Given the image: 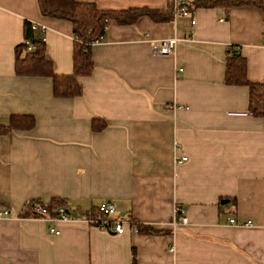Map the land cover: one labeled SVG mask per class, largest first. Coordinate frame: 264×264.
Listing matches in <instances>:
<instances>
[{
    "label": "crops",
    "instance_id": "0c3cea01",
    "mask_svg": "<svg viewBox=\"0 0 264 264\" xmlns=\"http://www.w3.org/2000/svg\"><path fill=\"white\" fill-rule=\"evenodd\" d=\"M75 1L170 19L108 20L90 73L77 77L80 94L56 97L49 77L15 75L14 49L25 22L42 26L52 72L70 75L71 24L41 16L36 0H0V126L33 120L0 132V264H131L132 254L134 264H264L262 120L248 112L245 86L223 82L228 45L248 81L264 80V0L189 8L192 41L188 17H174L168 0ZM172 37V55L150 51ZM51 199L66 202L72 222L48 232L22 213ZM104 202L138 231L88 224L84 215ZM176 206L187 223L172 227Z\"/></svg>",
    "mask_w": 264,
    "mask_h": 264
},
{
    "label": "trees",
    "instance_id": "16d2710c",
    "mask_svg": "<svg viewBox=\"0 0 264 264\" xmlns=\"http://www.w3.org/2000/svg\"><path fill=\"white\" fill-rule=\"evenodd\" d=\"M39 14L43 17L69 22L72 26V73L70 75H55L51 63L44 53V42L37 31L30 29V23H24V37L14 49V73L17 76H47L51 79L52 94L59 97H73L81 92L78 76H86L92 69L90 57L91 43L102 38L108 20L117 24H129L140 16H147L154 21L169 20L170 12L148 9L129 8L122 10L98 9L93 3L77 2L75 0H36ZM260 0H191L188 8H210L238 6L256 3ZM263 1V0H262ZM31 49H27V44ZM223 82L227 85H243L247 88V108L252 116L262 120L264 129V80L259 83L250 82L245 77L244 59L236 46L228 45L224 58ZM33 120L29 116H11L7 125L0 126V132L10 129H29ZM42 204L50 214H55L54 208L62 206L67 209L66 202L61 199H51L49 203L30 201L25 207L23 216L32 217L35 213L32 206ZM85 218L99 219L102 215L97 206L90 209ZM136 224V223H135ZM137 227V224H136ZM140 229V228H139ZM146 233H155L151 227H143ZM138 231V229H137ZM131 264H134L132 254Z\"/></svg>",
    "mask_w": 264,
    "mask_h": 264
},
{
    "label": "built area",
    "instance_id": "2783aa9c",
    "mask_svg": "<svg viewBox=\"0 0 264 264\" xmlns=\"http://www.w3.org/2000/svg\"><path fill=\"white\" fill-rule=\"evenodd\" d=\"M172 6V15L174 17H188V41L193 40V27L195 24L194 19L189 16L190 10L188 8V3L186 0H168ZM221 20V19H220ZM30 29L37 31L39 33V37L42 41H44V28L42 26L35 25L30 23ZM102 38L95 40L91 43L99 42ZM262 42L264 44V33L262 37ZM27 44V42H24ZM176 39L175 38H166V39H159L150 42V51L153 54L159 56H169L172 55L175 51ZM27 49H31V45L27 44ZM249 112V111H248ZM185 156H181L179 159H175V161H182L185 160ZM31 210L35 213L32 217L42 219L43 221L48 223V232H53L54 227L51 224L57 223H68L72 222V219L69 216L67 209L63 208L62 206H57L54 208L55 214H50L47 209L42 204H36L32 206ZM98 212L101 213V217L98 219L86 218L85 221L98 228L108 229L113 231L116 234L123 233L124 225H129L131 227L132 233L137 232L136 224L130 220H122L119 217H112L114 213V208L109 202L100 203L97 205ZM8 211L5 209H0V217L7 216ZM229 224H236L235 220L232 218L227 219ZM187 223V218L183 214V211L180 207L176 206L174 208V217L171 221V226L176 227L179 225H185ZM244 224H249V221L244 222Z\"/></svg>",
    "mask_w": 264,
    "mask_h": 264
},
{
    "label": "water",
    "instance_id": "95a60500",
    "mask_svg": "<svg viewBox=\"0 0 264 264\" xmlns=\"http://www.w3.org/2000/svg\"><path fill=\"white\" fill-rule=\"evenodd\" d=\"M225 201H221V203H224Z\"/></svg>",
    "mask_w": 264,
    "mask_h": 264
}]
</instances>
